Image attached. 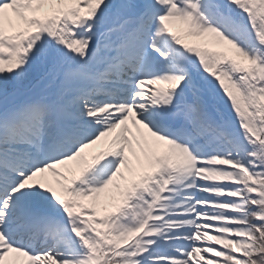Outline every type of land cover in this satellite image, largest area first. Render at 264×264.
<instances>
[{
  "label": "snow or ice",
  "instance_id": "obj_1",
  "mask_svg": "<svg viewBox=\"0 0 264 264\" xmlns=\"http://www.w3.org/2000/svg\"><path fill=\"white\" fill-rule=\"evenodd\" d=\"M0 264H264V0H0Z\"/></svg>",
  "mask_w": 264,
  "mask_h": 264
},
{
  "label": "rangeland",
  "instance_id": "obj_2",
  "mask_svg": "<svg viewBox=\"0 0 264 264\" xmlns=\"http://www.w3.org/2000/svg\"><path fill=\"white\" fill-rule=\"evenodd\" d=\"M176 28L179 29L180 28V25H176ZM185 39L188 41V42H191V43H197L199 44L200 46H204V44L206 43L207 41V36H204V37H185ZM100 145H97L96 148H99Z\"/></svg>",
  "mask_w": 264,
  "mask_h": 264
}]
</instances>
